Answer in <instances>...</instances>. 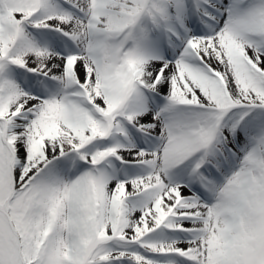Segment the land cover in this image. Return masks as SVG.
Listing matches in <instances>:
<instances>
[{
  "label": "snow or ice",
  "instance_id": "snow-or-ice-1",
  "mask_svg": "<svg viewBox=\"0 0 264 264\" xmlns=\"http://www.w3.org/2000/svg\"><path fill=\"white\" fill-rule=\"evenodd\" d=\"M0 264H264V0H0Z\"/></svg>",
  "mask_w": 264,
  "mask_h": 264
}]
</instances>
